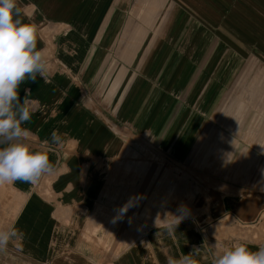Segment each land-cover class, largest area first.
I'll use <instances>...</instances> for the list:
<instances>
[{
  "label": "crops",
  "instance_id": "crops-1",
  "mask_svg": "<svg viewBox=\"0 0 264 264\" xmlns=\"http://www.w3.org/2000/svg\"><path fill=\"white\" fill-rule=\"evenodd\" d=\"M17 2L48 68L20 86L25 142L54 171L0 185V229L22 233L0 264H168L194 249L197 264H212L234 245L264 246V192L210 189L179 223L141 224L140 161L126 155L172 100L218 99L204 86L221 84L223 69L264 68V0Z\"/></svg>",
  "mask_w": 264,
  "mask_h": 264
},
{
  "label": "rangeland",
  "instance_id": "rangeland-1",
  "mask_svg": "<svg viewBox=\"0 0 264 264\" xmlns=\"http://www.w3.org/2000/svg\"><path fill=\"white\" fill-rule=\"evenodd\" d=\"M229 72L223 69L221 84L204 86L218 99L172 100L170 115L155 117L157 131L127 150L140 161L133 166L139 175L133 192L141 224L187 217L195 195L210 189L264 192V68Z\"/></svg>",
  "mask_w": 264,
  "mask_h": 264
},
{
  "label": "clouds",
  "instance_id": "clouds-1",
  "mask_svg": "<svg viewBox=\"0 0 264 264\" xmlns=\"http://www.w3.org/2000/svg\"><path fill=\"white\" fill-rule=\"evenodd\" d=\"M21 16L17 0H0V185L17 181L35 184L54 171L47 152L33 150L25 142L29 129L22 125L30 121L31 112L20 86L26 81L36 82L37 77L45 78L48 68L42 50L37 48L35 25L24 22ZM61 142L62 135L53 130L51 143ZM121 211H126V206ZM21 235L15 226L0 229V254ZM197 252L194 249L170 258L168 264H197ZM212 264H264V246L254 250L246 244L234 245L215 252Z\"/></svg>",
  "mask_w": 264,
  "mask_h": 264
}]
</instances>
